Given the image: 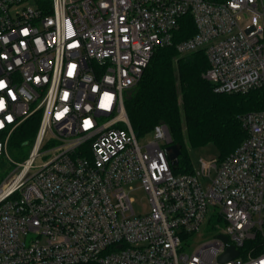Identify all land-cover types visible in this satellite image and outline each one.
Masks as SVG:
<instances>
[{
    "label": "built area",
    "instance_id": "1",
    "mask_svg": "<svg viewBox=\"0 0 264 264\" xmlns=\"http://www.w3.org/2000/svg\"><path fill=\"white\" fill-rule=\"evenodd\" d=\"M187 15L195 33L176 50L204 53L214 93L264 89V0H0V264H264V109L241 118L231 154L189 174L169 165L165 124L140 146L125 111ZM29 122L30 153L14 162L7 147ZM228 246L238 255L219 261Z\"/></svg>",
    "mask_w": 264,
    "mask_h": 264
},
{
    "label": "trees",
    "instance_id": "2",
    "mask_svg": "<svg viewBox=\"0 0 264 264\" xmlns=\"http://www.w3.org/2000/svg\"><path fill=\"white\" fill-rule=\"evenodd\" d=\"M195 29L187 15L179 20L173 33V45L158 48L142 79L125 98L124 107L137 137L149 133L155 125L167 126L173 144L181 147L175 174L193 173L186 147L212 144L218 159L231 154L247 138L241 118L264 109V89L245 93L217 94L203 78L208 63L202 51L179 55L176 45L191 37ZM29 120H38L33 117ZM37 123L23 126L13 138L15 145L28 144L35 136ZM247 246L261 247L257 236Z\"/></svg>",
    "mask_w": 264,
    "mask_h": 264
},
{
    "label": "rangeland",
    "instance_id": "3",
    "mask_svg": "<svg viewBox=\"0 0 264 264\" xmlns=\"http://www.w3.org/2000/svg\"><path fill=\"white\" fill-rule=\"evenodd\" d=\"M124 96L126 98L127 94L124 93ZM149 138L150 136L147 133L137 137V141L140 146H143L149 140ZM33 139H31V141L28 144H23V145H15L12 139L7 147V154L9 158L14 162H22L26 158H28V155L30 153L33 144ZM186 151L190 163L193 169L195 170L199 169V160L209 161L213 159H218L219 156L217 149L212 144L200 148H191L187 146ZM42 162H44L42 158H39L37 160V164H40ZM0 164H2V161H0ZM6 167L9 170H11L12 168L10 163H7ZM131 198L134 201L132 206L134 208L136 215L143 214L144 210L147 209V201L144 193L140 190H136L134 193L131 194ZM214 225L219 227L217 228L214 226L202 225L196 233L192 234V236L183 240L182 244H183L184 253L191 254L196 247H198L200 244L208 240H211L214 236L217 235V233L221 230V228H223V224L214 223Z\"/></svg>",
    "mask_w": 264,
    "mask_h": 264
},
{
    "label": "water",
    "instance_id": "4",
    "mask_svg": "<svg viewBox=\"0 0 264 264\" xmlns=\"http://www.w3.org/2000/svg\"><path fill=\"white\" fill-rule=\"evenodd\" d=\"M164 153L166 154V158L169 161V165L171 166L172 170H175L178 166V159L181 155V147L177 144H170L164 148ZM220 239L226 241V237L219 236ZM238 252L233 249V247L228 246L225 252L219 257V261L225 262L233 257H236Z\"/></svg>",
    "mask_w": 264,
    "mask_h": 264
}]
</instances>
